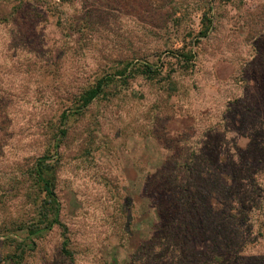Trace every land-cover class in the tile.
<instances>
[{
    "label": "rangeland",
    "instance_id": "1",
    "mask_svg": "<svg viewBox=\"0 0 264 264\" xmlns=\"http://www.w3.org/2000/svg\"><path fill=\"white\" fill-rule=\"evenodd\" d=\"M41 156L73 257L60 227L27 231ZM208 160L236 175L230 190L203 182L212 219L253 197L240 225L264 264V0H0V264H141L121 234L156 233L150 173Z\"/></svg>",
    "mask_w": 264,
    "mask_h": 264
},
{
    "label": "trees",
    "instance_id": "2",
    "mask_svg": "<svg viewBox=\"0 0 264 264\" xmlns=\"http://www.w3.org/2000/svg\"><path fill=\"white\" fill-rule=\"evenodd\" d=\"M145 66V71H153L151 65ZM110 81V76L103 77L94 86L82 92L77 109L81 110L90 105L105 91ZM66 117V113H63L62 118ZM190 156L191 154L188 158ZM200 157L195 155V162ZM47 159L48 156L39 157L33 168V176L43 197L38 206L40 223L28 226L27 231L32 237L40 236L55 226L60 227L63 236L62 252L73 257L68 228L61 219V202L55 180L46 172ZM208 161L209 166L202 168L198 164L169 166V162L166 161L165 165L150 173V180L153 178L150 181L151 185L158 176L160 177L155 184L157 187L153 212L155 222L152 225V230L156 233L146 239L139 238L136 228L131 231L125 230L121 234L124 246L132 245L134 240L136 241L137 246H132L136 249L134 257L137 258L142 252L141 264H250L247 249L250 243L249 235L245 234L247 231L242 230L240 223L244 222L243 219L246 221L244 207H250L247 203L253 201V197L244 195L236 208L237 213L234 207L238 200L235 202L232 200L227 212L219 213L216 221L212 219L215 205L221 202L218 199V191H212L209 184L205 188L203 182L209 180L215 188L219 183H223V189L230 190L233 189L232 184L236 180V175L232 171L228 172L222 164ZM244 176L246 175L242 174L241 177ZM148 186L146 183L145 188ZM163 192H166V199L161 197ZM207 195L210 197H206ZM154 239L155 250L151 246ZM148 244L150 250H142ZM125 263L131 264L132 260H125Z\"/></svg>",
    "mask_w": 264,
    "mask_h": 264
}]
</instances>
